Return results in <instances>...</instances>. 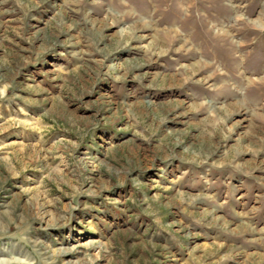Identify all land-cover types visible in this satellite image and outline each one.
<instances>
[{
  "label": "rangeland",
  "instance_id": "rangeland-1",
  "mask_svg": "<svg viewBox=\"0 0 264 264\" xmlns=\"http://www.w3.org/2000/svg\"><path fill=\"white\" fill-rule=\"evenodd\" d=\"M0 264H264V0H0Z\"/></svg>",
  "mask_w": 264,
  "mask_h": 264
},
{
  "label": "bare ground",
  "instance_id": "bare-ground-1",
  "mask_svg": "<svg viewBox=\"0 0 264 264\" xmlns=\"http://www.w3.org/2000/svg\"><path fill=\"white\" fill-rule=\"evenodd\" d=\"M158 42V41H157ZM184 43V42H183Z\"/></svg>",
  "mask_w": 264,
  "mask_h": 264
}]
</instances>
